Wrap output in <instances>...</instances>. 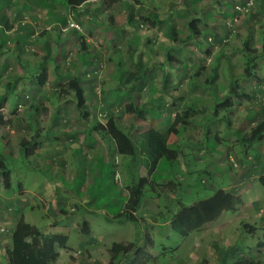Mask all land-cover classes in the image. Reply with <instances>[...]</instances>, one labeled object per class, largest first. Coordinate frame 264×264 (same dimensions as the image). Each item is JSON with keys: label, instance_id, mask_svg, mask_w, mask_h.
Returning a JSON list of instances; mask_svg holds the SVG:
<instances>
[{"label": "crops", "instance_id": "obj_1", "mask_svg": "<svg viewBox=\"0 0 264 264\" xmlns=\"http://www.w3.org/2000/svg\"><path fill=\"white\" fill-rule=\"evenodd\" d=\"M254 1L264 8V0ZM238 2L241 0H88L70 10L65 0H0V164L9 171L7 189L0 176V228L6 229L5 234H0V247L5 241V246L0 248L1 264L7 262L5 250L10 246L11 232L21 217L41 235L66 238L64 247L56 246L57 257L51 264H198V257L189 259L190 255L184 249L191 245L194 250H198L203 242L209 244V241H212L210 245L217 246L216 256H213L216 264H227L225 254L231 255L233 250H238L236 247L223 250L228 244L237 243L235 239H230L237 225L233 228L232 219L230 222L223 219L231 212L224 211L216 220L206 223L197 231L180 236L172 231L171 224L177 212L185 207L182 203H177L178 210L175 209L165 221L156 216H145L151 207L148 205L144 209L139 205L134 213L138 225L124 222L127 224L125 234L114 241L109 235L96 232L91 225L98 211L82 206L90 197L80 199L71 191L70 182L76 180L77 170L69 168L72 166L71 159L78 158V155L74 157L70 151L73 144L81 146L79 155L86 157L87 164H93L96 155L108 159L109 146L106 143L93 141L85 146L87 132L96 131L92 125L96 114L105 111L104 106H97V97L93 92L94 84L101 80L103 84L117 85L121 100L128 98L130 103L142 100L143 89L147 87L148 94L145 95L150 97L149 102L154 107L145 108L141 104L136 107L137 113H134L125 106L119 114H110V119L102 121L105 129L102 134L113 140L111 150L115 165L121 161L124 164L123 160L128 161L126 159L142 158L144 155L139 153L138 138L130 135L139 133L145 125L164 132L174 121L175 114L187 111V106L191 104L188 88L178 91L176 97L171 90V86L186 80L176 68L183 71L190 62L191 47L177 46L182 37L192 39L187 22L196 19L199 36L209 40H212L210 36L214 37L211 45H208V56L213 54L212 45L215 49L218 46L217 55H221L223 52L220 45L225 40L220 31L226 27L228 18L237 14L233 7ZM68 20L80 25L81 30L69 28L61 31L60 28ZM163 23L164 30L161 29ZM144 27L148 29L144 30ZM171 30L177 39L174 45ZM256 33L260 35V31ZM159 35L163 37L159 38ZM260 48V57L254 63L258 68H264V44H260ZM100 64L104 66L101 78L99 74L93 73ZM74 78L83 91L84 116L76 108L73 92L66 88L67 82ZM252 81V88L247 91L246 87L243 88L248 98L233 101L229 110H217L215 124L222 127L220 138L215 134V140L208 137L204 145L198 146L199 150H209L206 153H209V161L214 165L211 173L223 181V177L226 178V185L228 183V187L214 188L211 192L220 189L229 191L241 203L242 197L248 199L249 194L239 184L233 185L235 179L232 177L233 165L230 161L235 145L240 144L245 153L253 150L257 160L262 152L259 146L261 143L264 146V137L256 144L245 145L239 142V136L247 133L254 122L264 118V111L254 108L258 96L264 98V79L255 75ZM194 83L190 80L188 86ZM204 83L205 80L203 83L197 82L199 85ZM59 85L64 88V92H55ZM160 85L167 87L166 93L162 92ZM225 94L222 92L219 97ZM170 100L171 103L176 100V104L169 107L171 104L167 102ZM212 102L214 104L218 99L207 101V112L213 109ZM162 103L167 107L162 106ZM240 105L245 106L240 109ZM105 107L108 110V106ZM198 112L197 108L192 117ZM207 121L202 120L200 124H195L194 127L198 128H188L184 132H210ZM209 125L213 127L214 122ZM112 129L115 130V136H112ZM177 139L178 135L170 134L166 141L167 147H176ZM186 147L181 150L183 156L188 154L185 153ZM225 153H229L228 162H225ZM60 154L61 157L57 156ZM31 161L44 169L47 167L60 180L61 185L46 182L40 175L44 174V170L19 172L10 168L12 162L21 164ZM139 171L146 173L141 166ZM245 179L244 176L240 178L242 183ZM133 180L129 176L130 183L123 187L122 196H126ZM167 185L173 186L171 181ZM197 201L192 199L190 205ZM101 210L102 214L107 215L105 209ZM258 216L262 219L256 230L259 236L257 251L264 247V235L261 236L264 215L260 213ZM249 218L251 223H256L253 214ZM140 222L151 230L147 234L149 239L140 233ZM243 225L245 231L249 227L253 229L246 223ZM162 226H166V229ZM171 232L181 237V244L178 240L172 245L164 243L172 236ZM113 243L135 246L123 255L117 253L112 256L110 250ZM144 244L146 251L139 257L138 249ZM74 250H80L81 255L73 258L71 253ZM206 257L211 258L212 253ZM262 261L264 263V259Z\"/></svg>", "mask_w": 264, "mask_h": 264}, {"label": "rangeland", "instance_id": "obj_2", "mask_svg": "<svg viewBox=\"0 0 264 264\" xmlns=\"http://www.w3.org/2000/svg\"><path fill=\"white\" fill-rule=\"evenodd\" d=\"M248 3L250 4L248 5ZM241 5L242 8H244L243 11L234 16L237 17V21L234 22L233 19L229 17V20L225 22L226 27L224 29L222 28V30L220 31V33L223 34L222 37H224L225 40L223 41L225 43L223 45H220V50H222L223 54L221 53V55H217V52L219 50L218 46H216L217 49H215V47H213L212 45L211 47L213 54L211 56H208L206 52L209 48L208 45H211L212 42H209L202 37H200L198 40L195 38L186 39L182 37L181 41L177 43V46L184 45L191 47L190 62L188 66H185L183 71L179 68H176L181 73V77L185 78L186 80H184L182 84L176 83L175 86H171V90H173L172 95L176 97L182 89L188 88L190 91V100H193L196 103L199 111L192 118H194V120L196 121H199L200 118L201 120L208 119L207 127L208 129H211V133L208 131L202 133L201 131L199 133H195L194 131H192L183 134L184 131H186V127L180 126V132L178 133V139L176 140L178 141V143H175L177 144L176 147L171 146V149H174L177 152L180 151L179 157L175 162L172 163H169L165 160L159 161L156 166L155 173L153 174V176L151 175L152 177L150 175H147V173H144L143 171H139L142 161L141 158H134L131 160L126 159L128 161H131V163L128 164V161L123 160L124 164H122L121 161V163L115 165L113 150H111L113 148V140L107 139L106 135H103L99 131L87 132L85 146L89 145L93 141L106 143V145L109 146L108 159L103 156L96 155L93 164H91L90 162L87 164L86 157L79 155L81 146H79L78 144L71 145L73 146V149L70 150L72 155L74 157L78 155V158L75 157L76 159H71L72 166L69 168V170H77V175L76 180L70 182V189L72 192H74L75 196H78L80 199L82 197L85 199L87 196L90 197L89 200L82 206L89 207L91 209L94 208L93 210L98 211L93 217L91 224L93 228L96 229V232L109 235L110 238L114 241H116L118 237H121V235L123 236L125 234L127 224L124 222L127 221L118 220V218H111V216L116 215L120 210L116 207L114 200L116 198L122 200L119 194L122 195V192L124 191L123 187L130 183L129 176H132L134 179L133 185L136 184L138 180L140 182L139 184L143 188L144 185L147 184L145 190H142L143 196L140 201L141 208L146 209L148 205L151 207L149 213L145 216H149L152 218L156 216L159 217L160 220L164 221L167 217H171V214L173 213V211H175V209L178 210V202L182 203L184 206H188L192 203V199L200 200L203 198H207L208 195H211L213 193L211 192V189L228 187V183L226 185V178L223 177V181L221 178L219 179L218 176L211 173L214 165L212 161H209L211 156L209 155V153H206V151L209 152V150H199L198 146H200L201 144L204 145V143L207 142L206 139L208 137L210 139L214 138L215 140V134L217 135V137L221 136L220 134L222 127H219L218 124H215V115L217 114V112L215 113L214 108L208 110L209 112H207L205 108L207 101L209 102L211 100L219 98V95L222 94V92L226 93L229 88L230 82L232 86H235L233 80L238 79L239 76L244 72L243 70L246 68L248 62L247 58L251 61L257 60L259 58V50L260 52L262 50L260 48V44H264V35H258L256 33L261 31V33L263 34L264 32V8L259 4H255L254 0H241ZM200 17L202 16L200 15ZM79 28L81 30L80 25ZM144 28V30L148 29L147 27ZM161 29H165L164 23L161 25ZM161 37L163 36L159 35V38ZM210 38H212L213 41L214 37L210 36ZM251 64L253 65V63ZM254 67V74L264 79V68H258V65L256 63H254ZM103 68L104 66H102L101 68L99 74L100 78L101 76H103ZM206 78L209 81L210 86L206 87L203 86V84H197V82L203 83ZM190 80L195 82V84H192L191 87L188 86V82ZM253 83L254 81H252V79H244L240 80L239 86H241L242 88L246 87L245 91H247L252 88ZM94 86L93 92L97 97L96 104L101 108H103L104 106L105 111H109V113L110 111H113V114H119L118 112L121 109L130 104L128 98H122L121 100V97L119 95V87L117 85L103 84L101 80V82H96ZM160 86L162 87V92L166 93L167 87L165 85ZM146 88L143 89L144 98L140 101L133 100V106L139 107L141 104L142 107L145 108H150L151 106H153L151 102H149L150 97H147L145 95L148 92ZM55 92L62 93L64 92V88L59 85ZM167 103L172 104L171 100ZM173 103L176 104V100L173 101ZM252 104L253 102L251 103V105ZM105 106H108V110ZM244 106L240 105L239 107L240 109H243ZM254 108H256L257 110H261L259 104H256L255 102ZM101 114L102 113L96 115L97 118L100 119V121H103L104 118L101 116ZM188 120L191 119L188 118ZM210 122H214L213 127L209 125ZM149 123L151 124V122ZM191 128L196 129L198 127L191 126ZM218 129L219 131L215 132ZM180 134L183 135L179 137ZM208 134H212V136ZM232 137L236 139L235 136ZM236 137L238 138V136ZM202 140L205 141L201 142ZM185 146H188L185 148V153L188 154H186V156H183L181 150L184 149ZM192 148L194 149L192 150ZM241 148L242 146L240 144L235 145L234 153H232L231 157L234 164L230 161V163H232L231 165H233L232 177L235 179L233 181V185L239 184V187H244L245 192L249 194V198L247 199L246 196H243L242 203L239 200V203L236 207L237 211L235 210V212H231V214H228L227 218H223L227 222H230V220L232 219L233 228H235V226L237 225V227L233 229V233L230 234V239H235L237 243H230L232 245L228 244L223 250L229 249L230 247L238 248L237 251L233 250L231 255L226 254L225 258H228L227 264H234L236 259L239 258L256 259L258 256H261V259L259 260L261 264H264L262 261L264 259V247L263 249L259 250L261 253L256 250L258 248L257 244L259 242V236H257L256 230L260 227L262 219V217H260V219L258 218V214L261 213L262 215H264V211H261L264 206V189L258 182V177L264 175V161L260 159L261 157L264 160V146L262 145V143L259 146V150L262 152L259 153V157H257L259 158L258 160L256 159V157H254L255 154L253 150H249L248 153H245ZM76 150H78V153H76ZM228 154L229 153H225V162H228ZM106 155L107 154L105 153V156ZM57 156L61 157V154ZM200 157L202 159L201 162ZM247 157H252L255 164L252 165V163L247 162ZM116 162L118 163V160H116ZM259 164L260 166L257 169L256 167ZM86 165L88 167L87 170H85ZM55 167L59 168V166L57 165ZM251 167L256 169H252ZM10 168H14V170H17L19 172L27 170H44V174L40 175L44 180H47L46 182L53 185H56L57 182L59 186L61 185L60 180L56 179V175L50 173L47 167H45V169L43 168V166L39 167L37 164H34L33 161H31L30 163L23 162L21 164L12 162ZM65 168L67 169L68 166H66ZM241 176L246 177V179L243 180V183L241 182L242 180H240ZM168 181H171V183L173 184L172 187L170 185H167ZM81 189H83V192L81 191ZM107 203H111V208H104V205ZM101 209H105L107 211V215L102 214V212H100L102 211ZM251 214H253L255 220H257L256 223H251V218H249ZM140 215L142 214L140 213ZM164 221H161V223H163ZM244 223L252 226L253 229H250L249 227L247 228V231H245L246 227H244ZM140 225L142 229V232L140 233H144L146 237H148L147 234H150L151 230L147 228V225L141 222ZM162 228L166 229V226H162ZM171 234L172 236L164 241L166 245H172L171 243H173L174 241L176 242L177 240L179 244L182 243L180 236L175 235L172 232ZM262 235H264V226L261 228V236ZM149 238L150 237H148V239ZM3 242L5 243V241ZM211 242L212 241H209V244H207V242H203V244L200 245V249L198 250H194V246L191 245H188L184 250L186 254L190 255L189 259L198 257V264H216V260L213 258V256L216 254L215 247L217 248V246L210 245ZM4 243L1 245V247L5 246ZM140 250L141 252H138L137 254H139V257H142L143 253H145L146 251L145 244L141 246ZM195 253L198 254L196 255ZM208 253H212V257L209 259L206 257ZM167 254H171V252H167ZM1 259H4V256H1ZM1 263L2 261L0 260V264Z\"/></svg>", "mask_w": 264, "mask_h": 264}, {"label": "trees", "instance_id": "obj_3", "mask_svg": "<svg viewBox=\"0 0 264 264\" xmlns=\"http://www.w3.org/2000/svg\"><path fill=\"white\" fill-rule=\"evenodd\" d=\"M65 1L66 5L70 7V10H73L79 7L82 2L88 0ZM235 6H242L241 2H238V4H236ZM235 6L233 7L234 10ZM235 11L237 14L240 13L237 10ZM233 17L231 19H233ZM187 27L190 31V34L192 35V38L198 40L201 37L198 34L196 19L189 20L187 22ZM171 37L172 45H174L177 39L173 35V30H171ZM207 41L212 42L211 39H208ZM247 61V66L243 70L244 72L239 76L238 79L233 80L236 87L232 86L230 82L226 94L219 98H216L218 99V102L214 104L212 103V106L215 109V113L218 109L229 110L232 107L233 101H239L241 99L248 98L246 93H244L243 88L239 86L240 80L253 79L255 77L254 60L251 61L247 58ZM251 63H253V65ZM203 86H210L207 78ZM66 88L73 92L76 108L81 112V115L84 116V97L78 80L76 78L71 79L69 82H67ZM257 104H259L261 110L264 111V98L262 96H258ZM172 105H174V103H172L171 106ZM162 106L167 107L164 105V103H162ZM126 107L128 110L134 113H137L138 111V109L133 106L132 103H130ZM187 107H189L187 111H183L181 114H175L174 121L171 123L169 128H167L162 133L156 131L154 128L148 125H145L139 133H133L132 135H130L131 137L138 138L137 144L140 148L139 153L144 155L141 158L142 161L140 166L143 170H145L147 175L151 176L153 175V173H155V169L159 161L165 160L169 163H172L175 162L179 157L180 151L177 152L176 150L171 149V147H167L166 141L170 134L178 135V133L180 132V126L186 127V130L188 128L189 130H191L193 129L191 128V126L194 127L195 124H200V122L203 120H201L200 118V120H197V122L196 120H194V118H191L192 115H194L197 111L196 103L193 100ZM101 113V116L105 120H107L110 119V114H113V111H110V113L109 111H101ZM188 118H190L191 120H188ZM97 119L98 118L95 117V121L92 123V125L96 127V131L102 133V131L105 130L102 125L103 123L102 121H100V119ZM254 123L255 124L250 127L247 133L239 136L240 143H243L245 145L254 143L256 144L262 140V138L264 137V118ZM227 124L228 122H226V125ZM177 129L179 132H177ZM114 131L115 130L112 129V136H115L116 134ZM0 176L2 178L4 187L7 189L9 187V171L3 164H0ZM258 182L264 189V175L258 177ZM137 183L128 188L126 196H122L121 194H119L122 200H119V198H116L114 200L116 207L120 209L119 212L114 215V218H118V220L122 221H127L136 226L138 225V221L136 216H134V213L140 205V201L143 196L142 190H145L147 186L146 184L143 188L139 184V180ZM238 203L239 198L235 197L233 194H231V192L222 189L217 190L211 196L199 200L190 206L181 208L172 221L171 229L174 233L180 236H187L190 233L200 229L206 223L216 220L222 212H234ZM104 208H111V203L105 204ZM83 224L86 225L85 222ZM82 231L85 233V230L82 229ZM10 241L11 242L9 248L5 250V255L7 258V262L5 264H51L56 260L57 257V252L55 251L56 246L64 247L66 238L58 235H41L36 228L27 224L21 217L18 219L11 232ZM134 246L135 244L124 246L118 243H113L110 252L112 256L117 253H122L123 255L131 251ZM138 250L141 251L140 249ZM224 257H226V254ZM234 264H261V262L260 260L252 258H239L236 259Z\"/></svg>", "mask_w": 264, "mask_h": 264}, {"label": "built area", "instance_id": "obj_4", "mask_svg": "<svg viewBox=\"0 0 264 264\" xmlns=\"http://www.w3.org/2000/svg\"><path fill=\"white\" fill-rule=\"evenodd\" d=\"M249 4H250V3H248V5H249ZM243 9H244V8H242V6H235V10H237L238 12H242ZM233 21L236 22V21H237V17H234V18H233ZM69 28H73V29H75V30H80L79 25H78L77 23H75V22L70 21V20H68V21L66 22V25H65L64 27H61L60 29H61V31H65V30H67V29H69ZM101 68H102V65L100 64V65H99V68L95 69L93 73H94V74H100ZM98 76H99V75H98ZM231 161L233 162V159H231ZM246 161H247V162H250V163H252V164H255V162H254V160H253L252 157H247V158H246ZM233 164H234V162H233ZM261 211H264V206H263V209H262ZM5 233H6V229L3 228V227H1V228H0V234H5ZM80 255H81V251H80V250H74V251L71 253V256H72L73 258H77V257L80 256Z\"/></svg>", "mask_w": 264, "mask_h": 264}]
</instances>
